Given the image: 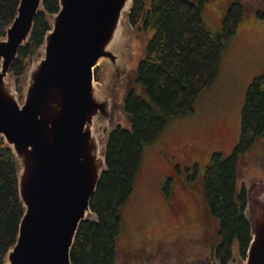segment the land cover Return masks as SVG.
Here are the masks:
<instances>
[{"label":"trees","instance_id":"1","mask_svg":"<svg viewBox=\"0 0 264 264\" xmlns=\"http://www.w3.org/2000/svg\"><path fill=\"white\" fill-rule=\"evenodd\" d=\"M20 0H0V39L13 22ZM264 1V0H263ZM209 0H133L129 22L141 33L154 29L135 70V88L127 92L123 109L128 127L117 126L104 146L106 170L89 207L96 221L78 226L70 251L72 264H116L122 209L129 201L142 164V147L155 140L168 119L192 111L194 99L215 80L222 52L240 25L244 9L234 0L221 18V32L212 36L202 17ZM58 0H43L28 41L19 48L9 74L18 80L39 53L51 30L48 17L57 14ZM258 13V12H256ZM259 16L263 14L258 13ZM257 14V15H258ZM140 87L142 90L137 92ZM264 138V71L250 82L241 112L239 142L224 159L211 155L200 178L206 222L217 224L216 246L210 251L228 264L232 248L244 256L250 227L244 216L247 192L238 188V160ZM18 164L0 138V264L18 235L23 206L19 199Z\"/></svg>","mask_w":264,"mask_h":264},{"label":"water","instance_id":"2","mask_svg":"<svg viewBox=\"0 0 264 264\" xmlns=\"http://www.w3.org/2000/svg\"><path fill=\"white\" fill-rule=\"evenodd\" d=\"M42 3L20 0L0 39V138L17 161L24 210L4 264H72L79 224L96 221L89 204L106 170L92 127L114 121L110 93L93 85L94 71L108 69L117 79L125 70L121 20L126 16L130 24L133 0H58L43 58L29 72L19 103L5 78ZM244 216L251 239L242 264H264V185L247 191Z\"/></svg>","mask_w":264,"mask_h":264},{"label":"rangeland","instance_id":"3","mask_svg":"<svg viewBox=\"0 0 264 264\" xmlns=\"http://www.w3.org/2000/svg\"><path fill=\"white\" fill-rule=\"evenodd\" d=\"M232 1L209 0L204 5L203 21L212 36L221 32L222 12ZM238 1L243 5L244 15L222 52L217 78L194 99L191 112L168 119L160 135L142 147V164L134 191L122 209L116 264H215L212 257L207 258L210 247L218 242L217 224L203 218L206 205L200 178L211 155L224 159L239 142L241 112L248 86L264 71V1ZM121 24V36L127 46L123 75L115 79L108 69L97 68V74L94 71L93 85L102 95L110 93L114 112L113 122L95 121L93 124L100 152L114 127H128L123 101L127 92L135 88L136 67L154 32L153 28L146 33L137 31L126 16ZM42 58L40 50L18 82L10 74L5 78L19 103L23 102L29 72ZM191 153L200 159L199 164L187 162ZM169 165L174 174L162 176ZM261 184L264 185V138L239 157L237 171L238 188L244 187L252 194ZM176 197L186 209L185 216L178 218L173 216L176 211L170 209ZM245 260L246 253L240 256L234 245L229 264H242Z\"/></svg>","mask_w":264,"mask_h":264},{"label":"flooded vegetation","instance_id":"4","mask_svg":"<svg viewBox=\"0 0 264 264\" xmlns=\"http://www.w3.org/2000/svg\"><path fill=\"white\" fill-rule=\"evenodd\" d=\"M97 69L95 70V73L97 74ZM169 151H170V149H169ZM171 153V152H170ZM189 155V159L187 160V162L188 161H192V163L193 164H199L200 163V159L197 157V155L195 154V153H191V154H188ZM196 160V161H195ZM168 174H174V171H173V168L169 165V169H167L166 171H164V173L162 174V176L163 175H168ZM177 182V181H176ZM175 182V183H176ZM179 183H180V181H178ZM182 184V183H181ZM175 191V190H174ZM176 196V195H175ZM160 199H161V201H163V194H161L160 195ZM170 208V207H169ZM168 208V209H169ZM170 209H172V210H175L176 211V213H175V215L173 214V216L175 217V218H178L177 216H179V215H182V216H185V205L181 202V201H177V197H176V200H175V202H174V204H173V206L170 208ZM203 218H206V214H204V216H203ZM209 251H210V249H209ZM211 252V251H210ZM140 257V256H139ZM211 257L214 259V256L210 253V255H209V258H207V260H209V259H211ZM214 260H216V259H214ZM213 260V261H214ZM217 261V260H216ZM217 263L218 264H221L219 261H217Z\"/></svg>","mask_w":264,"mask_h":264},{"label":"crops","instance_id":"5","mask_svg":"<svg viewBox=\"0 0 264 264\" xmlns=\"http://www.w3.org/2000/svg\"><path fill=\"white\" fill-rule=\"evenodd\" d=\"M221 59H222V56H221ZM220 67H219V69H218V72H219V70H220V68H221V62H220V65H219ZM217 78V77H216Z\"/></svg>","mask_w":264,"mask_h":264}]
</instances>
